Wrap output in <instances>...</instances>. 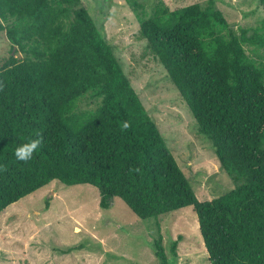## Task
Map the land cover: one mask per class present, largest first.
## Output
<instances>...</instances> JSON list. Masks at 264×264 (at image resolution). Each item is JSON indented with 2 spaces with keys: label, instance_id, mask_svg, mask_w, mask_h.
Wrapping results in <instances>:
<instances>
[{
  "label": "trees",
  "instance_id": "trees-1",
  "mask_svg": "<svg viewBox=\"0 0 264 264\" xmlns=\"http://www.w3.org/2000/svg\"><path fill=\"white\" fill-rule=\"evenodd\" d=\"M139 27L235 187L196 197L81 0H0V212L52 180L89 184L102 208L118 197L140 219L192 206L210 264H264V61L247 51L264 53V18L236 32L207 0ZM31 140L32 159L17 160Z\"/></svg>",
  "mask_w": 264,
  "mask_h": 264
},
{
  "label": "rangeland",
  "instance_id": "rangeland-1",
  "mask_svg": "<svg viewBox=\"0 0 264 264\" xmlns=\"http://www.w3.org/2000/svg\"><path fill=\"white\" fill-rule=\"evenodd\" d=\"M81 3L113 47L196 197L211 200L233 189L234 181L221 168L211 143L198 131L178 89L140 35V19L153 16L159 7L204 6L207 0ZM215 4L236 32L248 28L250 34L264 18L259 0H215ZM9 48L5 31H0V63ZM247 51L264 61L263 52ZM95 106L88 98L79 104L82 109ZM177 239V256H173L171 242ZM157 241L166 264H210L192 206L140 219L118 197L102 208L94 186L52 180L0 212V264H160Z\"/></svg>",
  "mask_w": 264,
  "mask_h": 264
},
{
  "label": "clouds",
  "instance_id": "clouds-1",
  "mask_svg": "<svg viewBox=\"0 0 264 264\" xmlns=\"http://www.w3.org/2000/svg\"><path fill=\"white\" fill-rule=\"evenodd\" d=\"M40 145L39 140H31L15 149V157L19 161L27 162L32 159L33 153Z\"/></svg>",
  "mask_w": 264,
  "mask_h": 264
}]
</instances>
